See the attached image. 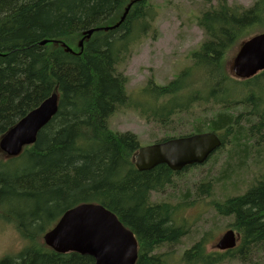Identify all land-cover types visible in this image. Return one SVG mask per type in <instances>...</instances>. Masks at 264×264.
<instances>
[{
    "label": "trees",
    "instance_id": "16d2710c",
    "mask_svg": "<svg viewBox=\"0 0 264 264\" xmlns=\"http://www.w3.org/2000/svg\"><path fill=\"white\" fill-rule=\"evenodd\" d=\"M150 1L0 0V138L58 95V110L35 143L17 156L0 152V222L12 224L24 241L0 264H95L90 255L57 252L43 241L63 213L81 203L105 206L134 232L135 264H264V172H255L243 193L212 201L240 235L235 248L208 251L202 236L174 261L169 247L189 234L177 222L181 203L151 196L190 166L138 169L139 136L109 125L121 108L135 107L162 125L176 120L191 127L179 136L215 132L222 145L210 158L225 153L226 159L219 174L197 185L198 197L249 173L264 157V70L239 79L228 53L264 31V0L250 6L217 0L203 9L196 22L204 39L190 64L166 84L150 77L142 90L155 101L146 107L133 101L120 66L136 42L156 32Z\"/></svg>",
    "mask_w": 264,
    "mask_h": 264
},
{
    "label": "rangeland",
    "instance_id": "374dc122",
    "mask_svg": "<svg viewBox=\"0 0 264 264\" xmlns=\"http://www.w3.org/2000/svg\"><path fill=\"white\" fill-rule=\"evenodd\" d=\"M255 0H230L245 6H250ZM156 14L153 18L155 30H151L146 37L136 42L130 58L120 66L129 78L128 92L134 102L146 107L154 105V98L142 90L150 77L160 84H166L179 72L190 64L189 55L204 39L203 29L197 24L196 17L200 12L217 0H151ZM235 45L228 53V60L232 71V62L240 48ZM234 74V73H233ZM235 76V75H234ZM191 122V117H189ZM189 122V123H190ZM109 125L116 131H131L139 136L141 146L157 142L164 137L179 136L188 133L191 127L184 122L173 121L169 124L161 123L144 117L135 107L121 108L110 118ZM226 154L221 153L208 159L205 163L194 165L176 175L174 184L166 187L162 192L154 193L153 201H171L178 207L177 222L184 223L189 234L182 241L169 248L175 251L174 261L181 258L184 250L190 247L200 237H206L208 251L218 250L216 244L222 234L229 228L230 218L218 216L212 206L215 199L223 200L226 196L243 193L252 183L255 172H264V157L260 163L252 162L249 173L242 175L240 180L234 177L231 184L225 188L217 186L212 196L198 197L197 185L206 178H213L223 167ZM254 170V171H253ZM24 241L12 224L0 222V257L17 253ZM164 247V250L167 248ZM221 264H237L226 263ZM239 264V263H238Z\"/></svg>",
    "mask_w": 264,
    "mask_h": 264
},
{
    "label": "water",
    "instance_id": "95a60500",
    "mask_svg": "<svg viewBox=\"0 0 264 264\" xmlns=\"http://www.w3.org/2000/svg\"><path fill=\"white\" fill-rule=\"evenodd\" d=\"M262 70L264 31L245 39L232 62L234 75L241 79L250 78ZM57 110L58 95L53 93L0 138V152L7 156L19 155L24 146L36 142L39 131ZM221 145L220 137L213 131L173 137L141 146L135 162L140 170L167 164L172 170L181 171L187 166L205 163ZM239 238V233L229 228L219 238L216 248L223 251L233 249ZM43 240L57 252L76 251L90 255L95 264H135L138 259V241L134 232L99 203H81L66 210L43 235Z\"/></svg>",
    "mask_w": 264,
    "mask_h": 264
}]
</instances>
